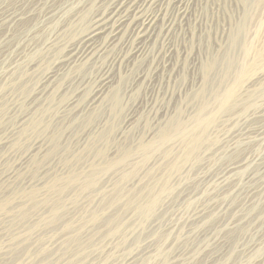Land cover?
<instances>
[{
  "label": "rangeland",
  "instance_id": "1",
  "mask_svg": "<svg viewBox=\"0 0 264 264\" xmlns=\"http://www.w3.org/2000/svg\"><path fill=\"white\" fill-rule=\"evenodd\" d=\"M243 3H244V0H159L151 8L154 10L156 9L159 10L158 14L160 16V22L157 23L156 34L149 41L148 44L140 46V51L143 50L142 54L139 55L135 59V63L133 64V66L125 67L123 62L122 63L119 62V59L123 58L124 55L126 54H128L129 56L132 55V51L135 46L133 45V42L131 41L130 36L124 35L123 37H119L117 40L113 41L112 43H108L106 39L99 38L97 39L96 43L98 47L100 48V52H99L100 55L96 57V60L93 63H90L88 65H83V67L77 70V72L75 71L74 73H72L71 77L67 81L64 82L63 88L60 93L61 95L65 96L64 98L65 100H67L68 103L75 102V104L81 105V103L86 99L85 98L86 94L91 92V96L95 95L97 93V90L101 87V85L103 84L106 78L114 79V82H115L117 78L123 75V77L121 76L120 78L126 77L125 79L126 84L124 86L126 87V86H129L132 78L135 75H138L139 73H141L143 76L146 77V80L143 84H141L136 89L124 94V100L122 102L121 111H119L121 114L118 113L119 115L117 114V116L113 119L109 116L108 111H105V109L104 110L102 109L101 110L102 113L100 114L101 117L99 118V119H102L101 122L103 121V119L109 120V117H110V119L112 120L111 122L113 124L115 123L114 125L118 127L121 125V121L127 117H131V119H134L138 117L152 116L156 111H157V115L160 116L166 111H171L173 109V106L177 107V104L179 106V101L181 103L180 105L181 110L182 112L184 111V113H182L183 118L185 122H187L189 121L190 117L193 116V112L195 110L193 108H195L196 101L192 99L191 94L195 91V89H198L199 85L201 84V77H202L201 65L205 61L209 60L212 57L211 55L214 54V52H218L219 54H222L227 49L228 37L230 33L236 28V25L238 24V22L242 20V15L244 13ZM108 4H109V0H0V18L5 17L4 15L6 14H9V15L19 14L18 15L19 18H21L20 13L21 15H24L22 16L21 19H18L22 22L17 21L15 22L17 23V25L14 26L13 24L15 23H13L12 25H10L11 27L9 26L11 31L5 27L6 25H0L1 26L0 34L1 35L6 34V36L4 35L5 37L3 35L2 36L0 35V80L1 81L3 80L2 82L4 83L2 84V86L0 85V93L2 94V96L4 95L3 98L2 96H0L2 100V101L0 100V111L3 110L4 107L5 109H7L5 110V113H3V115L0 112V116L2 117L0 118L3 120V121L0 120V199L1 200L4 199L6 196L12 197V195L15 192L17 193L21 189L22 191L25 190L24 191L25 193L26 191L32 190L33 188H37L38 190H40L39 198L41 197L43 198L44 195H47L46 193L47 184L40 183L41 185L43 184L42 187L39 184L41 180L38 178L37 174H39L38 172L41 169L30 167L33 165L31 163V160L29 161L28 159L32 157V155L33 157H35L36 155H37L36 157H40L41 153L40 151H38V149L43 151V150H46V148L49 146L50 139H51L50 137H51V133L53 130L52 128L53 125L47 128L48 131L47 130L42 131L39 137L34 138L33 136H31L30 138H25L27 142H25V144L23 143L24 145H21V147H11L12 144H10V142L13 143V141L16 140L18 132L20 131V129H22V127H24L25 123L28 120V118H26L25 116L28 115L27 117H29L28 113L31 114L34 106L37 103V101L33 97H36V98L39 97V95H35L34 93H28L24 95L20 90L22 89V87H24V85L28 88L32 87L31 85H33V83L34 84L37 83L38 85L39 79L41 78L38 76H41L43 71L49 68L50 64L52 63V60L56 58L55 57L56 53L54 52L58 51L56 50L57 47L60 48L58 55L61 57L60 58L58 56L59 57L58 63L62 62L63 60L62 58H65L66 56H68L69 53L75 54L78 51L79 46L73 45V44H76L75 42L79 38V36H76L72 40L71 38L68 39L65 36V32H66L65 29L69 24H74L75 28H77L79 25L78 24L79 18L80 16L82 17L83 14L85 15L84 24H87L88 20L90 22L92 20L97 19L107 10ZM29 10L31 12H29ZM32 10L34 12H32ZM24 11L26 14L22 13ZM82 12H85V13L82 14ZM181 12H184L183 17H180ZM23 17L25 19L24 20L25 22H23ZM87 25H89V23ZM247 30L248 31L246 32L245 39L249 46V50L246 56L242 54H238L239 66L244 65V64H249L255 61L257 59L256 54L258 51H261L262 53H264V0L259 3L258 7L253 9L251 19L247 24ZM70 46H72L71 49L67 50V48H69ZM34 49H36V51L38 50V52H35ZM48 58L49 59L51 58L50 61ZM31 59L35 61L36 63L34 62L32 63V65H30V61H32ZM72 61L73 60L69 62L71 63ZM73 64L74 63L72 62L71 65ZM15 65L16 66L20 65V66L16 67ZM26 65L27 66L29 65V67H27ZM53 65L54 63L51 65L50 68H52ZM19 68L25 69V72H26L25 77H24L25 81L23 79V82L19 81L18 83L16 82V85L15 84L11 85V83L13 84V82H10V81H13L12 80L13 78L15 80L14 75ZM8 70H10L9 71L10 76H9ZM11 73L14 75L12 76ZM211 73H212V75L210 74L211 82L217 81V79L219 78V75L216 77L217 75L216 72H211ZM261 73H264V59L258 62V65L254 69L251 70L248 77L252 74L257 75ZM8 77L10 79L12 77L13 78L10 80ZM1 81H0V84H1ZM231 82H232L231 77H227L224 80V84H226L227 86ZM19 84H21L22 86ZM3 85H4L5 90L3 89ZM5 86H7V88H5ZM10 89H11L10 91L11 93L9 92ZM21 93L23 95H20ZM40 98H41V95H40ZM57 101L59 102V99H57ZM58 102H57V105H59ZM249 104H250L249 107L245 111H240L239 109H236V110H231L224 114L215 116V122H214L215 125L212 126L211 129L209 130V138L210 140L214 141V142L212 141L211 146L213 148L216 146L217 149L215 148L213 150V148L210 146L209 149L208 148L206 149L207 151L205 153H204L205 150H203L204 154L201 153L202 162L200 161L199 162L200 164L195 163V162L190 163V164L187 163L185 164L184 167H182V169L179 172V175L177 174L173 175V178L170 179V183H169L171 185L172 192L170 193V195L168 194L167 197L163 199L161 204H164V207L163 205L162 206L160 205V209H158V211L156 212L157 214L155 213L156 216L154 217L153 215L152 218L148 219V221L142 224L143 226L146 225L144 229L145 228L147 229H145L143 231V234L140 236V241H139L140 243H137L138 247H136L137 244L133 245V240L135 239L134 236L136 237L135 233L138 234L139 229L141 228L140 220L138 219V217H136V214H134V212H131L132 210L125 209L121 211L122 212L121 217L123 218V221L125 223L124 224L125 230L123 229V235H126L125 242H123L120 235H118L119 237L117 235L115 237L112 236V238L110 239L101 238L102 236L98 235V234H102L103 230L105 229V225L102 224L103 219H100L101 221H98L94 223L93 225L88 224L79 229L80 234L78 235H80L81 240L82 241L84 240L83 242H86L87 240H89L90 235H92L91 237H93L94 241H91V242H94V245H95L94 248L95 247L97 248L96 250L93 248L91 250L88 249L86 252V255L80 259L79 263L80 264H92V263L98 264L99 262V264H105V263L114 264L116 262H119L117 264H122V263L127 264V262L130 261L128 262V264H136V263L139 264V262H141L142 260H146V258L148 260H152V262L153 261L156 262V260H160V258L154 254L155 252L154 247H156L155 243L157 244V241H158L157 239H163V237L164 238L166 237L167 240H165L162 244V246L164 245L165 247L164 246H163L164 248L162 247L161 254L163 252L165 253H163L162 255L160 254V257L164 256L163 258H165L167 256L165 260H168L170 256L169 260L176 259L178 260L177 264L179 263L180 264H203V263L205 264L204 261L207 259L208 260L210 259L209 261L210 262L213 261L211 263H214L215 261H218L220 259L221 260L225 259L223 256L224 255L223 253L226 252L234 242L239 241L240 242L239 244H241L239 248H241L245 246L246 244H248L251 239L256 238L257 236L253 237V233L256 230L255 226H253L254 228H252L250 232L244 235V237H243V234L241 233V229L239 230L238 228L236 229L234 228L233 231H229V232L222 231L219 234V236L214 234L215 230H219L218 232H220L219 227H220V223L222 219L228 217V215L231 212V208L227 209L225 206L226 204L230 203L229 199L226 198L229 194H226L225 191L223 190L221 191V190L215 189V187H217L213 185L215 184L214 181L216 182L215 178L217 177V175L218 176L222 175L223 171L225 170L224 168L227 166V163L229 165V163L231 164V163H234L235 161L237 162L238 160H240V158H243L244 156L245 157L248 156V158L250 156V159H251L252 156L255 157L256 155L260 153L262 154L264 152V146H262L264 145V141H262L260 145L259 144L260 141H258L257 139L254 140V138L257 137L255 136L256 134H248L251 137V139H248L247 135L245 136L244 134L241 135L242 134L241 132L243 130L242 128H245L244 130H256V128L259 129L260 126H262V124L264 125V117H262L261 115L259 116L258 114L261 110L264 109V90L260 95L255 97L254 100ZM254 111H257V112H254ZM213 112H214V107H210L208 109V114H211ZM253 112L256 113V115H253V116L249 115ZM187 117H189V119ZM21 119L23 120L27 119V120L23 123ZM80 120L81 118L76 120V123H74L75 121H69L66 124H62V126L64 127H62L63 133L61 135L62 137L60 138L62 139L60 140V143L64 141L65 142L61 144L64 145L65 143L66 144L69 143L68 145L70 146L71 151L73 152L75 151L74 152L75 155L77 154L79 155V153H82L81 148L83 147H80V145L84 138L83 137L84 133L87 132V128L84 129V128L79 127L78 123H80ZM98 121L99 120H97V122ZM72 124L74 125L72 126ZM75 124L76 125L78 124V125L76 126ZM18 127L20 128L19 130L17 129ZM135 127L136 129H134V132L132 131V136L134 138H136L139 134H141L146 129L145 125L143 124H139L138 126H135ZM49 128H51V130ZM227 131L229 132L228 134H227ZM77 132L78 133L81 132L79 133V136L81 137L78 136ZM249 133H251V131ZM239 135H240V138H239ZM76 136L77 138H75ZM119 136L120 134L117 136L118 138L114 140V143H113L114 146H118L120 144L125 145L128 143V138H126L125 140L124 137L122 136L119 137ZM224 136L225 138L227 137L226 141L224 139ZM243 138H244V142L243 140H241ZM38 140L41 142H39ZM249 140L250 141L252 140L253 142L251 141L250 143ZM30 141L31 142L33 141L32 144ZM36 141L38 142V144ZM28 142H29V145H28ZM177 142L174 141L173 144L169 145V148L171 147L173 154H176V153L178 154V152L181 150L180 149L181 143L179 141ZM215 143L217 144L215 145ZM35 144H37V146ZM241 144L243 145L241 146ZM41 145H44V146L42 147ZM73 145H75L77 149ZM217 145L220 147H218ZM225 146H227V148ZM31 148L32 149L34 148V149L32 150ZM36 150H37V153H36ZM29 151H32V152L28 153ZM63 151L64 150H61V152L60 151L57 152L56 155L54 154L55 156H53L52 154V156L50 155V156H47V158L45 157L44 158L45 160L43 159V161L47 163L46 164L44 162L45 166L46 165L48 166L50 164L49 166L53 168L51 172L52 174L53 172L54 174H58V173L61 174L66 171L65 169H67L65 167L67 165L63 163L64 159H62L66 156L67 151H64V152ZM25 152L28 153V155ZM62 153L65 155L63 156ZM154 154H152L150 158L147 161H145V163L141 162V158L139 157V155L134 154L131 156L129 162L131 164L132 163L140 164V169L138 170V173L136 174L137 177L131 180L132 182L129 181L124 184V187L126 188L127 191L128 190L132 191L134 189L136 190L140 188L139 184H137L138 181L141 182L142 184L148 183L149 179L146 178L147 172L152 171L153 173H156L158 168L163 164V160H161L162 157L160 153H154ZM26 155L27 156L31 155V156H29L28 158L26 157ZM207 155L208 157L205 158V156ZM90 158L91 157L88 156L85 162L83 161V163L85 164L81 163L80 165L79 164L74 165L73 163H71L72 164L71 169L74 168L75 170V167H76V170H77L78 168H80L78 167V165L81 166V168H86L88 164H91L93 162V158L91 159ZM26 160L27 162L29 161V163H27ZM23 161L26 163H24ZM199 165H201L202 168L204 167L205 170L200 168ZM208 168L216 172L212 171L213 172L212 173L211 171L207 170ZM220 169H222V171ZM120 171H121V168H118V169L116 168L113 171L102 174L100 176L98 184L94 188H91L88 191L86 190L84 192H81V194L80 193L76 194L73 190L68 191L67 195L65 196L64 202H63L65 205V207L62 209L63 214L60 216L62 220L63 219H64L63 221L69 220L74 225H81L83 219L87 218L92 213V211H95L98 209V206L100 205L102 201V198L105 195H111V193L113 192L116 180L119 177L118 175H120L119 173ZM218 171L222 173H218ZM60 174H58V176ZM204 174H206L209 178L207 179L206 175ZM176 177L178 178V180ZM235 177L234 179L232 177L233 179L232 181L235 180L234 182H230L229 179L226 181V183L228 184L227 186H229L230 188L236 183ZM36 180H39V181H36ZM202 180L204 181V183H206V185L202 182ZM211 182L212 184H210ZM208 183L209 185L207 187L208 189L207 190L206 186ZM203 188L206 189V190L204 189L206 193H208L209 191L210 194L209 193L206 194L203 191ZM196 189H198V191ZM193 190H194V193L196 192L195 195L193 194ZM190 191L191 193L188 194V192ZM235 192H237V194L234 193L235 195L239 196L241 194V192L239 194H238V191H235ZM18 195L20 196L13 198V200L16 199V202L15 201H13L14 203L12 202V205H10L9 211L7 213L0 212V264H33L39 259L46 260V261L49 260L50 261L49 264H54V263L72 264L74 260H71L73 259L71 258V254L69 253V251L65 252L64 251L65 249L64 250L62 249L64 247L65 242L71 237V234L69 230L62 228V226L60 225L62 224L61 218H58V220H55L54 222L52 221L50 224L49 222H45L44 218L47 216V209H46L47 206L42 203L40 205H37L35 209H32L29 212V215L27 216L29 218H21V217L19 218V216L16 215L15 213L19 205L21 206V203H23L24 201L22 200L23 195L22 194H18ZM195 196H196V199H195ZM208 197H209V201H208ZM214 197H215V200L213 201ZM218 197L220 198L218 199ZM239 197H242V196H239ZM184 198H186L185 200H187L189 204H187V201H185ZM206 202L209 203L210 205L212 204L211 202H213V204L210 206ZM221 202L223 203L221 206L217 205V204H221ZM205 204L207 206H205ZM22 205H25V203ZM11 206H14V207H11ZM220 207H223V208L220 210V212H218L219 214L221 213L220 214L221 216L219 215L220 216L219 218L205 219L204 222H206V224L203 221H201L203 219L202 217L203 216L205 217L210 212V209L216 208L215 210L217 211V209H219ZM163 210L165 212H162ZM197 210H198V213H196ZM203 210L205 214L203 213ZM183 211L189 212V213L187 212L186 213L189 215V217L190 215H192L191 218H189L188 215L185 214ZM193 211L195 214L193 213ZM110 213L113 214L114 212L109 210L107 214H110ZM176 214L180 217V219H178L179 217L177 218L175 217L177 216ZM185 215H187V217ZM224 215H227V216L225 217ZM256 215L257 214L255 213H252L250 215L251 217L249 218V221L252 222V224H254L253 222L256 221V217L253 218ZM170 217L172 218V221L171 219L169 221ZM173 219L175 220L177 219V220L174 222ZM189 219L192 220V222ZM155 221H157L159 225L156 224ZM184 221L187 222V226ZM195 221L197 224L195 223ZM29 222L30 223L35 222L36 225L34 224L35 226H33V229L27 233V230L25 228L27 226V223ZM151 222L154 224H152ZM172 222L174 223L177 222V223L174 226V223ZM180 222H181V225L176 226L178 225V223L180 224ZM163 225H166V226L163 227ZM154 227L155 229H153ZM161 227H162V230L163 229L166 230L167 228L169 229H167L166 231H162L160 230ZM187 227L189 228L187 229ZM198 227H201V228H198ZM197 228L199 231L197 230ZM148 229H150V231ZM179 229H180V233H179ZM95 230H96V234L92 232ZM187 230L189 231V233L187 232ZM169 233H172V234H169ZM178 233L180 234V236L178 235ZM171 236L174 238H172ZM205 238L206 240L207 239L209 240L206 241ZM216 238H217V241H216ZM261 238H264V235ZM153 241L154 243H152ZM170 241L173 242L174 247L172 246V243ZM184 241H187V242L185 243ZM167 242H169V244ZM146 243H147V246L151 244L148 246L149 250H148V247L145 245ZM169 245H171L172 247ZM39 247H42L43 251L38 256L36 253V250ZM139 247L142 248L143 251H141L142 249H139ZM152 247H153V250H152ZM26 248L29 249L28 253H26L27 252ZM166 248L168 249V251H166L167 250ZM261 248L264 249V244H261ZM89 250H90V253H89ZM173 250L175 251L173 252ZM187 250L188 251L190 250L191 252L189 251L188 253ZM63 251L65 254L63 253ZM128 251H130L131 253ZM147 251L151 253L149 254ZM176 251H178V254ZM245 252L242 253L238 251L237 255H235V257L232 258L233 261H230L229 263L230 264H233V263L242 264V262H244L243 264H251L247 260H249V257L253 255V253L251 251H245ZM173 253H176V254H173ZM131 254L134 256V259L132 258L133 256H131ZM167 254H169V256ZM126 255L128 256L125 257ZM149 255L151 256V258ZM171 255L174 256L172 259H171L172 257ZM262 255H264V250H263ZM129 256L131 257L129 258ZM124 257H125V260H124ZM182 257L183 259H180ZM251 257H250V260H254L256 258L255 256H251ZM51 260H53V263ZM86 260L88 261L91 260V262L93 260V262L92 263L87 262ZM180 260H182V262H180ZM20 261H23L24 263H21ZM82 261L85 263H83ZM131 261H134V263H132ZM172 263L175 264L174 262H171L169 264H172ZM73 264H78V263H73Z\"/></svg>",
  "mask_w": 264,
  "mask_h": 264
},
{
  "label": "bare ground",
  "instance_id": "2",
  "mask_svg": "<svg viewBox=\"0 0 264 264\" xmlns=\"http://www.w3.org/2000/svg\"><path fill=\"white\" fill-rule=\"evenodd\" d=\"M158 1L159 0H109L107 10L97 19L92 20L90 22L88 20L89 25H87L88 23L84 24L85 15L83 13H85V12H82L83 16L82 17L80 16V18H79L78 27L75 28L74 24H69L68 26L66 25L67 27L65 29L66 38H68V39L71 38V40H72L76 36H79V38L75 42L76 44H73V45L79 46L78 51L75 54L69 53L68 56H66V57L63 56L65 58H62L63 60H62V62H60L61 63L60 64V63H58L59 62L58 58L60 57L58 55V53L60 51V48H58L56 46L57 47L56 50H58V51L54 52V53H56L55 54L56 58H54L52 60V63L50 64L49 68L45 69L43 71V73L41 74V76H38V77H41L39 79V82L37 81L38 85H37V83H35L36 85L33 83V85H31L32 87H30V88H28L24 85V87H22V89L20 90L24 95H26L28 93H34L35 95H39V97H37V98L33 97V98H35L37 103L34 106L31 114L28 113L29 117H27L28 116L27 114H26L27 116L24 115L26 118H28V120L27 119H24V120L21 119L23 121V123L26 120H27V122L25 123L24 127H22V129H20L21 128L20 126H19L20 128L19 127L17 128L18 130L20 129V131L19 132L17 131L18 135L16 133V135H17L16 140L13 139L14 140L13 143L10 142V144H12L11 147H21V145H24L25 142H27V140L25 138H30L31 136H33L34 138L39 137L40 133H42V131H44V130L46 131L47 128L50 127L51 125L54 126V127L52 126L53 130L51 133V137H50L51 139H50L49 146L46 148V150H43V151L38 149V151H40V153H41L40 157H36L37 155L36 156L34 155L35 157H33V155H32V157L29 158V156H31V155H29V156H27V155H28V153H30L32 151H29L28 153L25 152L27 154L26 157L29 158L28 159L29 161L31 160V163L33 165V166H30L31 165L30 164L29 166L33 167V168L41 169L40 171L38 170L39 174H37L38 178L41 180V182H39V184L40 183L47 184V187H46L47 195H44L45 197L43 196V198L41 197L42 199L39 198V191L40 190H38L37 188H33L32 190L26 191L25 193H24L25 190L22 191V189H21V190H19V192H17V193L15 192L13 195H12V193H13L12 192L11 193L12 197H10L8 195L9 197L6 196L2 200L0 199L1 200L0 201V212L7 213L9 211L10 205H12V202L13 201L16 202V199L13 200V198L19 197L20 195H18V194H22L23 195L22 197L24 199L22 197L21 198L24 202L21 203V206L20 205H19V207L16 206V207H18V209H17L15 214L18 215L19 218L20 217L21 218H29V217H27L29 215V212L32 209H35V207H37V205H40L42 203V204H45L47 206V207L44 206L47 209V216L44 218V221L49 222V224H50L52 221L54 222L55 220H58V218H61L60 216L63 214L62 209L65 207L63 202H64L65 196L67 195L68 191L73 190L76 194H79V193L81 194V192H84L86 190L88 191L89 189L94 188L98 184V181H99L100 176L102 174L113 171L116 168L117 169L121 168V171L119 172L120 175H118L119 177L116 180V183L114 185V189H113V192L111 193V195H105L106 197L104 196L102 198V201H101L100 205L98 206V209L95 211H92V213L87 218L83 219L81 225H74L71 221H69V220L63 221L64 219L62 220V218H61L62 224H60V225L62 226V228L69 230L70 234H71V237L65 242L64 247L62 249L63 250L65 249L64 250L65 252L69 251V253L71 254V258H73L71 260H74L73 263L80 264L79 263L80 259L86 255V252L88 249H90V250L92 248L95 250L97 249L96 247L94 248V246H95L94 242H91V241H94L93 237H91L92 235H90V238H89L90 241L87 240L86 242H83L84 240L82 241L80 238V235H78V234H80L79 229L81 227H84L88 224L93 225L94 223L101 221L100 219H103V223L102 222L101 223L105 225V229L103 230L102 234H98V235L102 236L101 238H106V239L109 238L110 239V238H112V236L115 237L116 235L117 236L120 235L123 242L126 241V237H125L126 235H123V229L125 230V228H124L125 223L123 221V218L121 217V213H122L121 211H123L125 209L126 210H132L131 212H134V214H136V217H138V219L140 220L141 228L139 229V232L137 231L138 234L135 233L136 237L134 236L135 239L133 240V245L140 243L139 242L140 236L143 234V231L145 229H147V228L144 229V227L146 225L143 226L142 224L144 222L148 221V219L152 218L153 215H154V217L156 216V214H157L156 212L158 211V209H160V205L161 206L163 205V207H164V204H161L163 199L165 197H167L168 194L170 195V193L172 192L171 185L169 184L170 179L173 178V175H175V174L179 175L180 170L182 169V167L185 166V164H187V163L190 164L193 162L200 164L199 162L202 159L201 153H203V150H205L204 151V153H205L207 151L206 149L207 148L209 149V147L212 145L213 140H210V138H209V130L211 129L212 126L215 125V123H214L215 122V116L216 115L218 116V115L224 114L228 111L236 110V109H239L240 111H245L249 107V105H250L249 103H251L254 100V98L257 97L258 95H260L264 90V73L257 74V75L252 74L248 77L251 70L254 69L258 65V62L260 60L264 59V53H262L261 51H258L256 54L257 59L255 61L249 63V64H244V65H240V66L238 64V54H242V55L246 56L248 53V50H249V46L247 44L245 36H246V32L248 31L247 30V24L251 19L252 11L254 8L258 7L260 2L263 1V0H244V3H243L244 13L242 15V20H240L238 22V24L236 25V28L230 33V35L228 37L227 49L222 54H219L218 52H214V54L211 55L212 57L209 60L205 61L201 65V70H202L201 84L199 85V88L195 89V91L191 94L192 99L194 101H196V103H195L196 105H195V108H193V109H195L193 112V116L192 117L189 116L190 119H189V117H187L189 119V121L185 122L183 115H182V113H184V111L182 112L181 107H180L181 103L179 101V106H178V104H177V107L173 106V109L171 111H166L163 114H161L160 116L157 115V111H156L152 116L138 117V118H134V119H131V117H127L121 121L120 126L117 125L118 127H116L114 125L115 123L113 124L111 122L112 120L110 119V117L114 119L117 116V114L120 113L119 111H121L122 102L124 100V94L136 89L137 87H139L141 84H143L145 82L146 77L143 76L141 73H139L138 75H135L132 78L129 86H126V87H124L126 84V82H125L126 77L120 78L121 76L123 77V75H121V76L119 75L120 77L117 78L118 80L116 79L115 82H114V79L106 78L104 80L103 84L101 85V87L97 90V93L95 95L91 96V92L86 94V97H85L86 99L81 103V105L75 104V102L74 103H70V102L68 103L67 100H65V98H64L65 96L61 95V93H60L62 88H63L64 82L67 81L71 77L72 73H74L75 71L77 72V70H79L81 67H83V65H88L90 63H93L96 60V57L98 55H100V53H99L100 48L98 47V45L96 43L97 39L103 38V39H106L108 43H112L113 41L117 40L119 37H123L124 35L130 36L131 41L133 42V45L135 46L133 48L132 55L131 56H129L128 54L124 55L123 58L119 59V62L120 63L123 62L125 67L133 66V64L135 63V59L139 55L142 54L143 50L140 51V46L148 44L149 41L156 34L157 23L160 22V16L158 14L159 10H157V9L154 10L151 8ZM29 12H31V11L29 10ZM32 12H34V11L32 10ZM22 13H25V11ZM18 15H15V14L4 15L5 17L0 18V25H6L5 27L11 31L9 26L12 25L13 23L17 22V21H20L18 19H21L22 16H24V15H21V13H20L21 18H19ZM183 16H184V12H181L180 17H183ZM24 20L25 19L23 17V22H25ZM34 20H35V18H34ZM29 21H31V20H29ZM20 22H22V21H20ZM13 25L15 26V25H17V23H15ZM7 32H9V31H7ZM4 35L6 36V34H4ZM72 46L67 48V50H70ZM34 50H35V52H38V50L37 51H36V49H34ZM50 59H49V61H50ZM71 60H73L72 61L74 63L73 65H71L72 62L71 63L69 62ZM34 62L35 61H33V60L30 61V65H32V63H34ZM53 63L55 66L53 65V67L50 68ZM19 66H16V67H19ZM27 67H29V65ZM38 67H39V65H38ZM24 68H19L16 71V73L14 71L15 75L11 73V75L12 76L14 75V77H15V80L13 77H12L13 79L11 78L13 80V81H10V82H13V84L11 83V85H14V84L16 85V82L18 83L19 81L23 82V79H24L25 73H26ZM43 68H45V67H43ZM10 70H12V69H10ZM10 70H8L9 76H10V72H9ZM211 72H216V74H217L216 77L219 75V78L217 79V81L211 82V76H210V74L212 75ZM227 77H231V79H232V82L228 86L226 84H224V80ZM2 81L0 84L1 86H2V84H4ZM24 81H25V79H24ZM29 81H30V79H29ZM19 85H21V84H19ZM21 86H19V87H21ZM5 88H7V86H5ZM3 89H4V85H3ZM10 91H11V89L9 90V92ZM22 93L20 95H23ZM40 95H41V98H40ZM0 96H2V94ZM3 96H2V98H3ZM57 99H59V102L57 101ZM0 100H1V98H0ZM57 102L59 105H57ZM210 107H214V112L211 114H208V109ZM102 109L103 110L105 109V111H108L109 116H110L109 120L103 119V121L101 122L102 119H99L101 117L100 114L102 113L101 112ZM5 110H7V109H5V107H4V109L0 111L2 115H3V113H5ZM254 112H257V111H254ZM254 112L249 114V115H251V116L256 115V113H254ZM258 114H259V116L261 115L262 117H264V109L261 110ZM1 118H0V120H2ZM80 118H81L80 123H78L79 127L84 128V129L87 128V132L84 133V136H83L84 138H83L81 145H80V147H83V148H81L82 153H79V155L78 154L75 155L74 154L75 151L74 152L71 151L70 146L68 145L69 143L68 144L65 143L64 145L61 144V143H64L65 141L60 143V140H62L60 138L62 137L61 135L63 133L62 127H64V126H62V124H66L69 121H75L74 123H76V120H78ZM97 120H99V121L97 122ZM115 120H117V119H115ZM139 124L145 125L146 129L141 134H139L136 138H134L132 136V131L134 132V129H136L135 126H138ZM68 125H69V123H68ZM73 125L74 124H72V126ZM49 129L51 130V128H49ZM242 129L244 130L245 128H242ZM246 129H247V127H246ZM243 130H242V132L239 130L242 133V134L241 133H239V134H241V135L244 134V136L247 135L248 139H251V137L248 134H256L255 136H257L258 138L256 137V138H254V140L257 139L258 141H260L259 144L262 141H264V125L263 124H262V126H260L259 129L256 128V130H244V131ZM250 131H251V133H249ZM79 133H81V132H79ZM79 133H78V136H79ZM228 133L229 132L227 131V134ZM119 134H120V136L124 137L125 140H126V138H128V143L125 145L120 144L118 146H114L113 145L114 140L116 138H118L117 136ZM81 135H83V134H81ZM79 137H81V136H79ZM75 138H77V136ZM230 138H232V137H230ZM239 138H240V135H239ZM224 139L226 141L227 137L225 138V136H224ZM241 140H243V142H244V138ZM174 141H176V142L179 141L181 143V145H180L181 150L178 152V154L177 153L173 154L171 147L169 148V145L173 144ZM251 141H250V143H251ZM32 142H31V144H32ZM39 142H41V141H39ZM48 142H49V140H48ZM6 143H8V142H6ZM37 144H38V142H37ZM37 144H35V145L37 146ZM216 144L217 143H215V145ZM243 144H241V146ZM246 144H248V143H246ZM28 145H29V142H28ZM220 145H222V144H220ZM41 146L43 147L44 145H41ZM71 146H72V144H71ZM73 146H75V145H73ZM227 146H225V147L227 148ZM262 146H264V145H262ZM218 147H220V146H218ZM229 147H230V145H229ZM75 148H76V146H75ZM215 148H216V146L213 148V150ZM61 150L67 151L66 156L62 159H64L63 163L65 165H67V166H65L67 169L64 168L66 170L65 172H67V171L68 172L67 173H65V172L61 173L62 174L61 175L60 173H58L59 172L58 171L57 173L60 174L58 176V174H54V172H53V174L51 173L53 168L51 166H49L50 164L48 166L47 165L45 166L46 162L43 161V159L45 157L47 158V156H50V155L52 156V154H53V156H55L56 153L59 151L61 152ZM215 151H217V150H215ZM36 153H37V150H36ZM154 153H160V155L162 157L161 160H163V164L158 168L156 173H153L152 171L147 172V170H146V172H147L146 178L149 179L148 183L142 184L141 182L136 181L137 184H139L140 188H138L136 190L134 189L132 191H130V190L127 191L126 188L124 187V184L126 182H129V181L135 179L137 177L136 174L138 173V170L140 169V164H138V163L137 164L136 163L131 164L129 162L131 156L134 154L139 155V157L141 158V162L145 163V161H147L150 158V156ZM210 154H209V156H210ZM62 155L64 156L65 154L62 153ZM88 156L93 158V162L91 164H88L86 168H81V166H79V165L81 163H83V161L85 162V160ZM206 157H208V155L205 156V158ZM246 157L244 156L243 158H240V160H238L237 162L235 161L234 163H231V164L229 163V165L227 163V166L226 167L224 166L225 170L223 169L224 170L223 173L219 172L220 170L222 171V169H220L218 171V173H222V175L221 176L217 175V177L215 176L216 182L214 181L215 184H213V185L217 186V187L214 186L215 189L221 190V191L223 190V191H225L226 194H229L226 198L229 199L230 203L226 204L225 206L227 209L231 208V212L229 211L230 214L228 215V217H226L227 215H224L226 218H223L221 223H220V227H219L220 232H218L219 230H215L214 234L219 236V234L222 231L223 232H229V231H233L234 228L235 229L238 228L239 230L241 229V233L243 234V237H244V235H246L248 232H250L251 229L254 228L253 226H255L256 230L254 229L255 231L253 233V237H256V236L257 237L251 239L250 242L248 244H246L245 246L242 245L243 247H241V248H239V246L241 245V244H239L240 242L236 240L237 242H234L230 246V248L226 252L223 253L224 254L223 256L225 259L222 258L223 260L220 259L218 261H215L213 259L215 261L214 263H211L213 261L210 262L209 261L210 259L209 260L207 259L204 261L205 264H230L229 262L233 261L232 258L235 257V255H237L238 251L242 252V253H244L245 251H251L253 253V255H251V256H255L256 258L254 257L255 258L254 260H250V257H251L250 256L249 260H247V261H249L251 264H264V255H262L264 249L261 248V244H264V238H261L264 235V230H262V229H264V152L262 154L260 153V154L256 155L255 157L252 156L254 158L251 157V159H250V156H249V158H248V156H246ZM204 159H203V161H204ZM207 159H209V158H207ZM24 160H25V158H24ZM29 161L27 162V160H26L27 163H29ZM59 161H58V163H59ZM89 161H91V160H89ZM26 162H24V163H26ZM71 163H73L74 165L79 164L78 167H80V168H78L77 170H76V167H75V170H74V168L71 169V167H72ZM83 164H85V163H83ZM207 164H205V165H207ZM53 166H55V165H53ZM68 166H70V167H68ZM83 166H85V165H83ZM199 166H200V168H202L201 165H199ZM54 168H56V167H54ZM60 168H62V167H60ZM202 169L205 170L204 167ZM207 170L211 171V172L213 171V170H210V168H208ZM207 170H206V172H207ZM157 172H158V174H157ZM213 172H216V171H213ZM204 175H206V174H204ZM212 176H213V174H212ZM206 177H207V179L209 178L207 175H206ZM232 177H233V179L235 177L236 183L235 184L233 183L234 185L232 184L233 186L230 188L229 186H227L228 184L226 183V181L229 179L230 182H234L235 180L232 181L233 180ZM204 178H205V176H204ZM177 180H178V178H177ZM36 181H39V180H36ZM202 182L204 183L203 180H202ZM39 184H38V186H39ZM204 184L206 185V183H204ZM210 184H212V182ZM42 185H41V187H42ZM208 185H209V183L207 184L206 189H207ZM197 188H198V186H197ZM199 188H200V186H199ZM204 189L205 188H203V191L205 192L206 189L205 190ZM196 190L198 191V189H196ZM233 190H234V192H233ZM235 191H238V194L241 192V194L239 196H242V197L235 195L234 193L237 194V192H235ZM189 193H191V191L188 192V194ZM195 193L193 190L194 195H195ZM208 193H209V191H208ZM208 193H206V194H208ZM197 194H198V192H197ZM223 196H224V194H223ZM187 197H188V195H187ZM209 197H208V201H209ZM219 198L220 197H218V199ZM222 198H224V197H222ZM226 198H224V199H226ZM185 199L186 198H184V200ZM195 199H196V196H195ZM195 199H194V201H195ZM237 199H238V201H237ZM214 200H215V197H214L213 201ZM185 201H187V200H185ZM19 203H20V201H19ZM24 203H25V205H22ZM211 203L213 204V202H211ZM187 204H189L188 201H187ZM207 204H209V203H207ZM222 204L223 203L221 202V204H217V205L221 206ZM201 206H202V204H201ZM205 206H207V205L205 204ZM219 206H217V207H219ZM11 207H14V206H11ZM195 208H196V206H195ZM216 208L210 209L209 213L206 212L208 214L205 217L203 216L202 217L203 219L201 221L204 222L205 219H211V218L217 219V218H219L221 216L220 215L221 213L219 214L218 212H220V210L223 207H220L219 209H217V211L215 210ZM201 209H203V208H201ZM201 209H199V210H201ZM109 210L113 211L114 213L113 214H111V213L107 214V212ZM204 210H203V213H204ZM215 211H216V213H215ZM162 212H165V211L163 210ZM186 212H184V213L185 214L189 213V212H187V213ZM223 212H224V210H223ZM193 213H194V211H193ZM196 213H198V210ZM227 213H228V211H227ZM252 213L257 214L256 216L253 217V218L256 217V221L253 222L254 224H252V222L249 221V218L251 217L250 215ZM159 214H161V213H159ZM162 214H164V213H162ZM200 214H201V212H200ZM187 215H185V216L187 217ZM181 216H183V215H181ZM191 216L192 215H190V217H189V215H188L189 218H191ZM162 217H164V216H162ZM175 217L177 218L179 216L177 215ZM170 219L172 221L171 217L169 218V221H170ZM178 219H180V217ZM214 219H212V220H214ZM157 220H159V219H157ZM173 220L175 222L177 219L176 220L173 219ZM197 220H198V218H197ZM186 221H184V222L186 223V226H187ZM190 221L192 222V220H190ZM196 221H195V223H196ZM149 222H150V220H149ZM155 222H156V224L159 225V223L157 221H155ZM174 222H172V223H174ZM176 223H174V226ZM204 223L206 224V222H204ZM34 224H35V222L27 223V226L25 228L27 230V233L33 229V226L36 225V224L35 225ZM152 224H154V223H152ZM198 224H200V223H198ZM180 225H181V222H180V224L178 223V225H176V226H180ZM218 225H219V223H218ZM164 226H166V225H163V227ZM155 227L153 229H155ZM171 227H172V225H171ZM95 228H93V229H95ZM183 228H181V229H183ZM188 228L189 227H187V229ZM198 228H201V227H198ZM198 228H197V230H198ZM153 229H151V230H153ZM167 229H169V228H167ZM148 230L150 231V229H148ZM160 230H162V227ZM166 230L163 229L162 231H166ZM172 230H174V229H172ZM92 232L96 234V230L92 231ZM151 232H153V231H151ZM187 232L189 233L188 230H187ZM24 233H25V231H24ZM179 233H180V229H179ZM179 233H178V235L180 236ZM169 234H172V233H169ZM153 236H152V238H153ZM218 236H217V238H218ZM84 238H86V237H84ZM91 238H92V240H91ZM145 238H147V237H145ZM172 238H174V237H172ZM183 238H184V236H183ZM217 238H216V241H217ZM189 239H188V241H189ZM157 240H158L157 244L155 243L156 247H154V250H155L154 254L157 257H159L160 260H156V262L155 261L152 262V260H148L146 258V260H142L141 262H139V264L140 263L141 264H167V263L169 264L171 262H174L175 264H177L178 260H176V259L175 260H169V258H170L169 254H167L169 256L168 260H165V258L167 256L165 258H163L164 256L160 257V254L162 252V247L164 246V245L162 246V244L165 240H167V238L163 237V239H157ZM192 240H193V238H192ZM205 240H206V238H205ZM207 240H209V239H207ZM103 241H102V243H103ZM172 241H173V239H172ZM179 242H180V240H179ZM184 242L186 243L187 241H184ZM95 243H97V242H95ZM104 243H106V242H104ZM152 243H154V241ZM167 243L169 244V242H167ZM171 243L173 246V242H171ZM145 245L147 246V243ZM149 245H151V244H149ZM169 246H171V245H169ZM169 246H167V247H169ZM126 247H127V245H126ZM136 247H138V244ZM186 247H188V246H186ZM195 247H196V245H195ZM139 249H142V248L139 247ZM90 250H89V253H90ZM148 250H149V247H148ZM152 250H153V247H152ZM26 251H27L26 253H28L29 249L26 248ZM42 251H43L42 247H39L36 250L37 255L39 256V254ZM64 251H63V253H64ZM136 251H138V250H136ZM141 251H143V249ZM145 251H146V249H145ZM166 251H168V249ZM174 251L175 250H173V252ZM189 251H188V253H189ZM128 252H130V251H128ZM147 252L149 253V251H147ZM176 252L178 254V251H176ZM136 253H138V252H136ZM163 253H165V252H163ZM179 253H180V251H179ZM61 254H62V252H61ZM173 254H176V253H173ZM241 254H240V256H241ZM128 255H126L125 257H127ZM151 255H153V254H151ZM179 255H181V254H179ZM131 256H133V255L131 254ZM131 256H129V258ZM125 257H124V260H125ZM173 257L174 256H172L171 259ZM132 258L134 259V256ZM150 258H151V256H150ZM247 258H248V256H247ZM69 259H70V257H69ZM126 259H128V258H126ZM136 259H138V258H136ZM180 259H183V257ZM139 260H140V258H139ZM236 260H237V258H236ZM51 261L53 263V260H51ZM86 261L91 262V260L90 261L86 260ZM190 261H192V260H190ZM20 262L24 263L23 261H20ZM92 262H93V260H92ZM108 262H110V261H108ZM128 262H130V261H128ZM128 262H127V264H128ZM131 262L134 263V261H131ZM180 262H182V260H180ZM49 263H50L49 260L46 261V260L39 259L36 262H34L33 264H49ZM83 263H85V262H83ZM111 263H112V261H111ZM117 263H119V262H116L114 264H117ZM124 263H126V262H124ZM243 263L244 262H242V264ZM54 264H56V263H54ZM98 264H99V262H98ZM105 264H107V263H105ZM108 264H110V263H108Z\"/></svg>",
  "mask_w": 264,
  "mask_h": 264
}]
</instances>
